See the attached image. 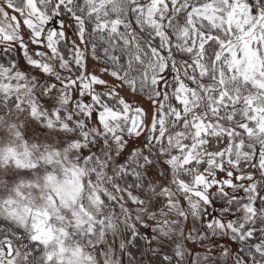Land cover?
Returning a JSON list of instances; mask_svg holds the SVG:
<instances>
[{
    "label": "snow or ice",
    "instance_id": "6c2138e0",
    "mask_svg": "<svg viewBox=\"0 0 264 264\" xmlns=\"http://www.w3.org/2000/svg\"><path fill=\"white\" fill-rule=\"evenodd\" d=\"M0 264H264V0H0Z\"/></svg>",
    "mask_w": 264,
    "mask_h": 264
},
{
    "label": "rangeland",
    "instance_id": "374dc122",
    "mask_svg": "<svg viewBox=\"0 0 264 264\" xmlns=\"http://www.w3.org/2000/svg\"><path fill=\"white\" fill-rule=\"evenodd\" d=\"M9 14L11 15V14H13V13L10 12ZM70 35H71V33H70ZM69 46H70V45H69ZM100 54L102 55V52H101ZM93 63H95V62L90 60V65L93 64ZM99 66H103V65L101 64V65H99ZM105 79H108V77L105 76Z\"/></svg>",
    "mask_w": 264,
    "mask_h": 264
}]
</instances>
